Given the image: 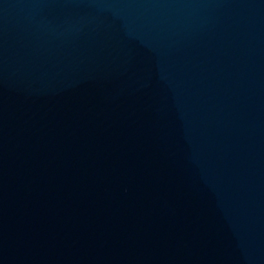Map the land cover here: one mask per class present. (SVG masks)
Instances as JSON below:
<instances>
[{"label":"water","instance_id":"95a60500","mask_svg":"<svg viewBox=\"0 0 264 264\" xmlns=\"http://www.w3.org/2000/svg\"><path fill=\"white\" fill-rule=\"evenodd\" d=\"M0 264H264V0H0Z\"/></svg>","mask_w":264,"mask_h":264}]
</instances>
